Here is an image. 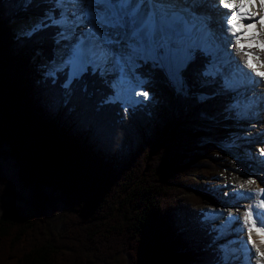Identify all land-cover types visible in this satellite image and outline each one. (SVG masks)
<instances>
[{
	"label": "trees",
	"instance_id": "16d2710c",
	"mask_svg": "<svg viewBox=\"0 0 264 264\" xmlns=\"http://www.w3.org/2000/svg\"><path fill=\"white\" fill-rule=\"evenodd\" d=\"M58 0H0V157L14 162L30 209L0 202V264H222L201 209L227 168L235 118L210 58L193 50L174 85L158 64L137 72L154 99L123 109L91 67L68 80L54 60L57 25L19 37L8 25L56 14ZM53 10V12H52ZM228 102V103H227ZM10 179L0 163V198ZM63 230L49 213L57 208Z\"/></svg>",
	"mask_w": 264,
	"mask_h": 264
},
{
	"label": "rangeland",
	"instance_id": "374dc122",
	"mask_svg": "<svg viewBox=\"0 0 264 264\" xmlns=\"http://www.w3.org/2000/svg\"><path fill=\"white\" fill-rule=\"evenodd\" d=\"M112 2H114V0ZM118 2H122V0H118ZM82 4V0H77V2L75 3L73 2V0H58L55 3L53 10L56 8L59 9L58 13L53 14L54 18L57 19L55 24L57 25V28L60 32L55 38L56 48L53 62L47 63L46 61L42 60L40 63V65L42 66L41 73L43 74V76L52 75L55 72H59L60 69L66 64L70 66L69 77L70 79H72L83 73L85 71L86 66H89L94 70H96V68L99 66L97 64L99 62L98 57L96 55L97 53H93L91 59L89 60L88 57L87 60L84 54H78L79 48H76L77 41L80 39L81 42H84V40H86L85 33H90V30H84L86 27H91L90 29H97V32H101V29H104L100 25V23H92L91 21L93 19H91L88 14L85 16L86 12H83L81 8ZM117 6H119L121 10L125 9L130 13L132 11L131 8L127 9L129 5L123 2L117 4ZM132 8L137 15L138 7L134 5ZM202 8L203 7H201L200 9ZM74 10H76L75 15L72 13ZM80 10H82V13H79ZM256 10L258 11L259 9L257 8ZM179 11L180 10H178L177 12L179 13ZM224 12H226V10ZM133 15L135 14L133 13ZM226 15L228 17V12L226 13ZM84 16L88 20L87 24L85 23V25L84 23H82L81 20L82 18H84ZM215 18H213L214 22L217 21L218 17L215 15ZM32 19L40 18L30 17L25 20L23 19L17 22H11L8 26L19 37H22L32 32V30H19L18 25L22 21H31ZM46 19L52 20L53 16L51 14H47L45 18L40 19L39 25L36 27H39L41 23ZM121 19L120 21H116L113 27L109 25L111 28L108 29L109 31L102 33V35H104L103 38H100L99 35L96 36V39L99 40L101 45L94 44V47L96 50L101 52V54L104 56L102 57V62L106 63L105 66L109 67V69H107L106 71L100 72V76H105V80L107 81V84L109 86L114 88L116 85L118 87L119 97H122V91H125V89L120 90L119 84L121 82L114 83L113 79H111V77H113V71L110 69V67L113 66L114 68H116V76L118 75V73H121V75H127L132 78L131 80L133 81V83L131 84V86L133 85V96L130 95L126 98L127 100L130 99L129 102H132L129 105L124 106H135V104H137L138 102L147 100L143 96L136 95V93L138 92H145L146 88V81L144 83L138 77V74L136 72L138 62L151 61L158 63L159 65H161L160 67L165 71L171 82L174 85L181 86L182 72L188 64L189 60L191 59L190 51L200 49L207 55L211 54V63L208 65L205 73H211V76L216 81L221 82L222 90L220 93H226V95H228L230 102H227L228 104L226 105H228V111L234 113L235 118L232 120L233 123L229 128L230 135L228 137L227 143L219 144V146L225 150V153L227 155V168L220 175L216 176L214 180L207 181V183L204 185V187L210 191V194L214 197L216 203H213L209 206H205L201 209V213H203L204 215V219H202V222L205 227H209L210 231L215 233V244L222 252V254L220 255L222 264H257V259L254 256V252H249L247 256H244V247L246 246V244L242 239L243 236L240 237V234L238 232V226L240 225V221L233 217V214H235L236 210H242L244 212L247 211L246 207H241L240 205H236L235 203L238 197L237 195H239V197L241 198H244L245 193L241 192L237 194L238 192L232 188L233 184H236L235 179H251L250 175L248 174L250 173V171H248L249 167L253 170L255 169L260 171L259 168H257L259 167L258 164L259 162L264 163V155L262 156L260 154L261 151L264 149L259 147V145H264V143L261 142V144H259L257 142V137H261L264 141V119L260 118V109H264V90L256 89L257 83L255 82V79L257 76L255 75V72L252 70L249 71L246 69H240L241 77L238 78L239 75H236L235 78L234 72L233 70H231L232 68L228 67L229 65H227L226 67L224 64L225 62H223V60L227 61V63L237 61L235 59L234 54H232L233 50L228 53H225L223 50V44L231 40H228L227 37L225 38V36H223L220 32L218 33L219 40L211 39L210 42L205 45H202L203 43L198 41L197 39V34H201L199 28L197 27L199 25V20L195 21L196 24L194 21H192L193 26H191V32L193 34V39L190 42L186 41L187 47L184 53H182L180 49V46L184 45V42L179 41V38L174 40L178 44V47L172 49V54L168 52L170 49H167L165 45L160 43L159 39L156 41L157 47L155 49L150 50L144 48L143 51L138 50L137 53H135L136 60L133 61V64L129 67L130 64L127 63L128 61L125 57L127 54L126 51H128L130 45H136V43L132 39V29L129 27L127 19ZM191 19L194 20L197 18L192 17ZM146 20L147 22L151 23L149 14ZM94 21H96V19ZM187 22L189 24L191 23L190 21ZM185 24L186 23H183L181 27L187 28V25ZM68 26L77 29L75 32L73 31L74 33L71 34L69 30L70 28H68ZM194 31H197V33L195 34ZM210 32H212V30H209V33ZM148 40L149 43L154 42L151 40V38H149ZM167 41V44H170L171 39L168 38ZM101 47H108V50L111 49L112 52H104V49H100ZM170 47L171 46L169 45V48ZM117 48L118 50L120 49V51L114 52ZM253 51H255V49H253ZM261 55L263 56H261V60L264 61V54ZM131 59L134 60L133 57ZM120 62L123 63V67L119 64ZM238 63L242 64L241 62ZM115 64L118 66L116 67ZM99 69L101 70V66H99ZM245 71H247V74H249L247 75L246 79L248 82H250L251 80V83L247 85H242L243 81H245V77L244 75L242 76V74ZM229 82H233L234 86L233 83L230 86ZM240 83L241 86H238L240 85ZM248 96L251 97L249 98ZM148 99L153 100L154 98L152 96H148ZM154 100H156V98ZM7 153L8 149L6 147H3L4 155L0 157V163L4 169L6 176L11 181V183L8 185L11 196L9 198H0V202L6 206L13 203L16 206L22 207L24 211H28L31 208V192L30 190L21 189V186L17 181V171L14 168V162L12 159L8 158ZM246 157L250 158V162H246V160L244 159ZM252 175L253 179L257 181L258 179L255 174ZM230 176L234 179H232ZM228 182L230 183L228 184ZM230 197H233V201L232 199H230ZM56 208L57 209L55 211L49 213V220L51 226L54 229L61 231L64 229V227L62 225V219L59 215V207ZM246 247H250V244H247ZM113 264H130V262L128 261L126 255L121 254L117 255L115 259H113ZM262 264H264V262H262Z\"/></svg>",
	"mask_w": 264,
	"mask_h": 264
},
{
	"label": "bare ground",
	"instance_id": "6f19581e",
	"mask_svg": "<svg viewBox=\"0 0 264 264\" xmlns=\"http://www.w3.org/2000/svg\"><path fill=\"white\" fill-rule=\"evenodd\" d=\"M112 1L113 0H82L83 4H82L81 8H82L83 12L84 11L86 12L85 16L89 12L98 13L97 17H91V19H93L91 22L94 24L100 23V25L104 28V29H101V32L100 31L97 32V29H90L91 27H86L84 30L85 31H87V29L90 30V33L88 34L86 32V34L89 35L90 39L92 40V42L95 45H101L99 40L96 39V36L99 35L100 38L101 37L103 38L104 35H102V33L109 31L108 29L113 27V25H115L116 21H120V19L122 17L128 18V20L131 24V29H132L131 36H132V39L136 43V45L135 44L130 45L128 51H126L127 54L125 53L126 54L125 57L127 58V61H128L127 63L130 64L129 67L133 64V61L136 60L135 59V53H137L138 50L143 51L144 48L150 49V50L155 49L157 47L156 41L159 39H160L159 40L160 43L165 45V47L167 49H170L168 52L170 54H172L173 53L172 49L178 47V44L174 40L179 38L178 39L179 41L184 42V45L180 46L181 52L184 53L186 50V47H187L186 41L190 42L193 39L192 38L193 34L191 32V26H193L192 21L195 22L196 20H199V25L197 27L199 28V30L201 32V34H199L201 36H199L197 34V39H198V41L203 43L202 45L207 44L208 42H210L211 39L219 40L218 33H220V32L222 33L223 36H225V38L227 37L228 40H231V41L223 44V50L225 53H228V52L233 50L232 54H234L235 59L237 61L227 63V61L223 60V62H225L224 64L226 67H227V65H229L228 67L232 68L231 70H233L235 78H236V75H239L238 78L241 77L240 69H246L249 71L252 70V69L247 67V64L245 63L244 58L242 57V55L237 50V47L235 45V36L233 35L232 31L230 30V26L226 23L227 19H225V18L230 17L231 12L225 8H223V10H221L222 7L221 6L219 7L217 5L220 2V0H199V3L195 2L194 6H192L190 8V10L188 12H186L183 16H180L176 21H175V18L171 17V14L169 12V10H170L169 7H172V10H174V11L180 10L179 4L181 2L179 0H174L173 2L171 0H127L126 4L129 5V7H127V9L131 8L132 9L131 13L125 9L121 10V8H119V6H117V4H120L122 2H118V0H114V2H112ZM205 1L207 3H205ZM200 3H202L201 6L207 4V6L210 8V10H209V8H205L206 12L198 11L197 9L199 8L198 6ZM134 5H136V6L139 5L137 15L133 11V8H132ZM181 5H182V9H184L186 7V4H181ZM72 7H73V5H72ZM214 7H216V9L218 10V15H217V11H216V9H214ZM82 10H80L79 13H82L81 12ZM225 10H226V12H224ZM232 11H235V10H232ZM132 12L136 16L133 15ZM227 12H228V17L226 15ZM72 13L75 15L76 10H74ZM148 14H149L151 23L147 22V20H146ZM221 14L224 15L223 18L220 17ZM215 15L218 17L216 22L213 21V18H215ZM85 16H84V18L81 19L82 23H84V25H85V23L87 24V21H88ZM192 17L197 18V19L192 20L191 19ZM95 19L98 22L94 21ZM200 19H202V20H200ZM257 19H258V17H257ZM187 21H190L191 23L189 24ZM39 22H40V19H32L31 21H22L18 25V28H19V30L31 31V30H33V28H35L36 26L39 25ZM244 22L245 23H251L252 21H244ZM183 23H186L185 25H187V28L181 27V25ZM215 23H217V24H215ZM195 24H196V22H195ZM213 27H214V29H213ZM68 28H70L69 30H70L71 34L74 33L77 29V28H71L69 26H68ZM209 30H212V32L209 33ZM194 32H195V34L197 33V31H194ZM211 36H212V38H211ZM149 38H151V40L154 42L149 43L148 42ZM168 38L171 39L170 44H167ZM79 41H81V40L79 39L77 41V44L79 43ZM169 45L171 46L170 48H169ZM100 49H104V52L105 51L112 52L111 49L108 50V47H101ZM78 51H79L78 52L79 55L83 54V49L81 50L79 48ZM118 51H120V49L118 50V48H117V49H115L114 52H118ZM132 57L134 58V60L131 59ZM238 62H241L242 64H239ZM119 64L123 67L122 62H120ZM115 66L117 67L118 65L115 64ZM107 69H109V67L105 66L104 71H106ZM110 69L113 71L112 72L113 75L116 76V74H117V71L115 70L116 68L111 66ZM261 71H264V69H261ZM101 72H103V71H101ZM243 75L245 77V81H243L242 85H247V84L251 83V80H250V82H248L246 79L247 75H249V74H247V71H245L242 74V76ZM114 76L111 77V79L114 80L115 79ZM119 79H121L122 83L126 85L127 89L129 87H131V84L133 83V81L131 80L132 78H130L127 75H122V78L120 77ZM255 82L257 83L256 89L264 90V79H261L260 77L257 76L255 79ZM235 85H237V84H235ZM238 86H241V83ZM248 97L250 98L251 96H248ZM260 118L264 119V109H260ZM263 133H264V128H263ZM257 142L259 144H261V142L264 143V141L262 140L261 137H259V138L257 137ZM259 147L264 149V145H259ZM244 159L246 160V162H250L249 157H246ZM258 166L259 167H257V168H259L260 171L255 170V169L253 170L250 167L248 169V171H250V173H248V174L250 175L251 179H253L252 174H255V176L257 177L258 180L256 181V185H254L251 189H249L247 187L242 189L239 187V185L242 183H245L247 181V179H243V178L239 179L238 178V179H235L236 184H233L232 188L238 192L237 194H239L241 192L245 193L244 198H241V197H239V195H237L238 197H237L236 202H235L236 205H240L241 207L244 206V207H246L247 210L249 208H251L252 211L254 212V214H259L260 216L264 217V209H260L257 207L258 200H257V195H256V193L259 189H264V163L259 162ZM231 178L234 179L233 177H231ZM229 183L230 182H228V184ZM230 199H232V201H233V197H230ZM259 199H264V197H259ZM244 213L245 212L242 210H236L235 214H233V217H235V219L240 221V225L238 226V232L240 234V237L243 236L242 239L247 246L248 234H247V228L244 225ZM253 239L259 245V237H256L254 234ZM246 246L244 247V249H245L244 250V253H245L244 256H247V254L249 252L250 253L254 252V256L256 257L255 249L252 248V245L250 244V247H246ZM261 247H262V250H264V246H261ZM256 259H257V257H256Z\"/></svg>",
	"mask_w": 264,
	"mask_h": 264
},
{
	"label": "snow or ice",
	"instance_id": "6c2138e0",
	"mask_svg": "<svg viewBox=\"0 0 264 264\" xmlns=\"http://www.w3.org/2000/svg\"><path fill=\"white\" fill-rule=\"evenodd\" d=\"M73 2L75 3L77 0H73ZM122 2L126 4L127 0H122ZM220 5L231 12L226 23L235 36L238 52L244 58L247 67L252 69L256 76L264 79V71H261L264 69V61L261 60V54H264V0H220ZM88 15L97 17L98 13L89 12ZM244 21L252 22L245 23ZM136 95L143 96L145 99H148L149 96L147 92H138ZM261 155H264V150L261 151ZM254 185H256V181L249 179L239 187L251 189ZM256 195L257 207L264 209V199H259V197H264V189H259ZM244 225L248 234L247 244H251L255 249L257 264H262L264 262V250L261 247L264 246V217L254 214L249 208L244 213ZM254 234L259 237V245L253 239Z\"/></svg>",
	"mask_w": 264,
	"mask_h": 264
}]
</instances>
